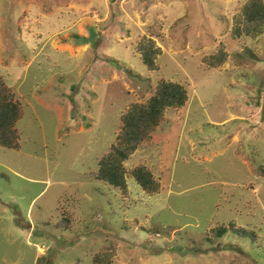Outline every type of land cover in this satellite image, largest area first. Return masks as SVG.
Here are the masks:
<instances>
[{
	"label": "rangeland",
	"instance_id": "rangeland-1",
	"mask_svg": "<svg viewBox=\"0 0 264 264\" xmlns=\"http://www.w3.org/2000/svg\"><path fill=\"white\" fill-rule=\"evenodd\" d=\"M247 1L0 0V75L23 107L20 147L0 146V264H264V34H232ZM157 30L150 71L138 45ZM161 79L189 100L125 162L161 189L128 174L124 193L94 173Z\"/></svg>",
	"mask_w": 264,
	"mask_h": 264
},
{
	"label": "trees",
	"instance_id": "trees-1",
	"mask_svg": "<svg viewBox=\"0 0 264 264\" xmlns=\"http://www.w3.org/2000/svg\"><path fill=\"white\" fill-rule=\"evenodd\" d=\"M157 30L144 36L138 45V51L150 71L160 69L157 61L162 54V48L155 41L161 36ZM232 34L235 38L242 36L257 37L264 34V0H248L235 16ZM228 59L225 47L204 59L208 67L219 68ZM189 100L187 87L179 82L161 79L152 96L143 103H132L121 117L120 131L116 142L108 153L99 160V168L94 173L96 179L120 188L128 193L127 175L131 174L140 186L149 194L158 193L161 189L152 169L146 164H140L128 170L125 162L144 144L151 141L153 133L165 120L169 108L184 107ZM23 116V107L16 93L9 87L0 75V146L19 148L18 121ZM67 222V223H66ZM70 221L65 219V225ZM236 230V229H235ZM227 229L220 228L217 236L225 234ZM110 252L99 253L93 264H113Z\"/></svg>",
	"mask_w": 264,
	"mask_h": 264
}]
</instances>
